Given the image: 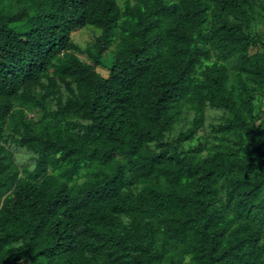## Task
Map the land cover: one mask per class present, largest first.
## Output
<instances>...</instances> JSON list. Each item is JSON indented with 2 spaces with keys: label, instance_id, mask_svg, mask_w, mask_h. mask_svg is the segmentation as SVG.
I'll return each instance as SVG.
<instances>
[{
  "label": "trees",
  "instance_id": "trees-1",
  "mask_svg": "<svg viewBox=\"0 0 264 264\" xmlns=\"http://www.w3.org/2000/svg\"><path fill=\"white\" fill-rule=\"evenodd\" d=\"M262 99L264 0H0V264H264Z\"/></svg>",
  "mask_w": 264,
  "mask_h": 264
},
{
  "label": "rangeland",
  "instance_id": "rangeland-1",
  "mask_svg": "<svg viewBox=\"0 0 264 264\" xmlns=\"http://www.w3.org/2000/svg\"><path fill=\"white\" fill-rule=\"evenodd\" d=\"M119 3H121V1H118ZM97 34L96 31H93V29L90 28H83L81 30H78L77 32H75L74 34L71 35V39L73 40L74 43H76L82 50H85L88 45L93 41L94 36ZM78 56L83 60L86 61L88 63H90L89 61L86 60L84 55H79ZM112 61H113V55L110 52H106L103 55H101L100 57V63L103 66H108L110 67L112 65ZM98 69V68H97ZM99 71H101L104 76L106 75V72L103 68H99ZM261 104L264 106V99H262ZM30 116L34 117L35 116V112H30L29 113ZM179 127L177 126L170 134L169 137H174L179 133ZM23 162L25 165H28L26 162L29 163L28 159L26 157H24Z\"/></svg>",
  "mask_w": 264,
  "mask_h": 264
}]
</instances>
